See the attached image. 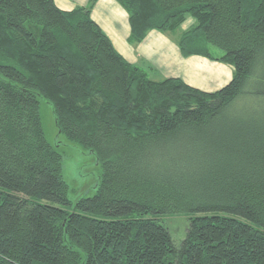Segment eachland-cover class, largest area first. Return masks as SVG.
I'll list each match as a JSON object with an SVG mask.
<instances>
[{"label":"trees","instance_id":"16d2710c","mask_svg":"<svg viewBox=\"0 0 264 264\" xmlns=\"http://www.w3.org/2000/svg\"><path fill=\"white\" fill-rule=\"evenodd\" d=\"M97 1L0 0V264H264V0H114L130 44L155 30L229 65L215 92L128 63ZM41 103L101 165L73 205Z\"/></svg>","mask_w":264,"mask_h":264},{"label":"crops","instance_id":"0c3cea01","mask_svg":"<svg viewBox=\"0 0 264 264\" xmlns=\"http://www.w3.org/2000/svg\"><path fill=\"white\" fill-rule=\"evenodd\" d=\"M88 0H54L63 11L85 6ZM92 20L111 41L114 49L131 64L148 67L154 80L179 78L186 84L205 92H215L224 87L232 77L229 65L200 56L184 58L174 40L168 35L152 30L136 45L128 42L127 13L114 0H98L90 14ZM193 23L187 19L181 26L185 30Z\"/></svg>","mask_w":264,"mask_h":264},{"label":"rangeland","instance_id":"374dc122","mask_svg":"<svg viewBox=\"0 0 264 264\" xmlns=\"http://www.w3.org/2000/svg\"><path fill=\"white\" fill-rule=\"evenodd\" d=\"M40 114L48 142L53 144L58 139L61 143L57 150L63 155L62 176L68 186V200L73 205L80 197L94 194L102 173L101 165L92 153L68 142L64 136L57 135L52 110L48 104L41 103ZM186 225L185 218L170 219L166 222L175 244L184 238Z\"/></svg>","mask_w":264,"mask_h":264}]
</instances>
